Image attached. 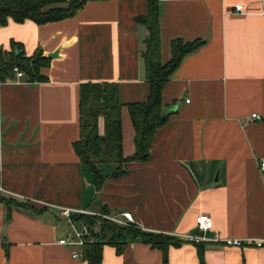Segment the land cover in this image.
I'll list each match as a JSON object with an SVG mask.
<instances>
[{
    "label": "crops",
    "instance_id": "obj_1",
    "mask_svg": "<svg viewBox=\"0 0 264 264\" xmlns=\"http://www.w3.org/2000/svg\"><path fill=\"white\" fill-rule=\"evenodd\" d=\"M70 18L37 25H0V49L19 42L30 56L49 58L44 83L0 84V196L40 212L0 202V264H87L59 244L80 230L55 208L94 215L130 212L138 230L213 238H264V0H158L161 59L169 42L201 38L161 92L166 122L154 131L146 162L112 175L100 166L101 188L72 149L79 138V85H117L123 157L134 154L126 104L145 101L141 54L147 37L136 22L148 0H86ZM242 5L246 13H235ZM188 100V102H185ZM260 116L251 120L252 114ZM97 131L104 134L98 117ZM206 214L211 231L196 228ZM120 253L103 246L101 264H163V253L128 236ZM177 239V238H176ZM166 264H264V244L241 247L180 240ZM199 246L202 258L199 256Z\"/></svg>",
    "mask_w": 264,
    "mask_h": 264
},
{
    "label": "trees",
    "instance_id": "obj_2",
    "mask_svg": "<svg viewBox=\"0 0 264 264\" xmlns=\"http://www.w3.org/2000/svg\"><path fill=\"white\" fill-rule=\"evenodd\" d=\"M86 0H0V25L8 20L23 23L33 21L37 25L48 22H57L70 18L80 9ZM159 2L148 0L147 12L136 18L147 30L144 40L145 48L141 54L144 64L145 80L148 84L149 94L145 101L126 104L128 115L132 123L135 152L130 157H123L120 111L122 105L118 100L117 85L114 83L87 82L79 85V138L72 143V149L80 163L89 171L95 188L99 189L107 178L100 164L112 162L116 169L112 175L125 172L124 166L129 162H146L149 158L150 147L154 131L166 122L167 115L161 101V92L172 72L177 69L182 58L194 53L205 44V40L195 38L186 41L182 38L172 39L170 44V57L166 62L161 59V44L159 30ZM50 64L49 58L43 56L41 48H36L30 56L25 54L22 44L11 42L9 50L0 49V84L15 80L14 69H18L27 83H44L48 77L42 73ZM98 117L104 120V134L97 131ZM0 202L7 211L18 208L35 213L24 202H17L9 197L0 196ZM106 214V213H103ZM73 220L87 225L90 230L92 242H86L81 247L82 259L87 264H101L103 246H112L120 253L131 236L141 240L151 248L159 249L163 253V264H166V250L170 245L180 243L173 236L162 233H151L133 227H122L109 222L99 215L73 214ZM199 242L196 245H202ZM199 246V251H200ZM202 258V252L199 253ZM200 264L202 260L200 259Z\"/></svg>",
    "mask_w": 264,
    "mask_h": 264
},
{
    "label": "built area",
    "instance_id": "obj_3",
    "mask_svg": "<svg viewBox=\"0 0 264 264\" xmlns=\"http://www.w3.org/2000/svg\"><path fill=\"white\" fill-rule=\"evenodd\" d=\"M234 12L237 13H246L243 11V7L240 4H237V6H234ZM15 72V78H21L22 73L16 68L14 69ZM185 102H188L186 100ZM251 120L259 119L260 116H258L256 113L250 115ZM261 169H264V161L261 162ZM57 211H59V214L62 217H66L67 219L70 218L72 214H86V215H91L95 216L92 213H89L85 210H74L68 207L65 208H55ZM99 216L103 217L109 222H113L114 224H118L119 226L122 227H133V228H138V224L135 222L132 214L130 212L124 211L120 212L119 214L116 215H107V214H99ZM196 222V228L203 233L206 231H211L213 228L212 221L210 220L209 216L206 214H199V216L195 220ZM91 230L90 228L85 225V224H80V230L79 231H74V233L70 237H66V239H60L59 244L61 245H68L75 250L72 252V257L73 258H81V247L86 243V242H92L90 238ZM214 237L213 238H208L206 236L200 235L199 237L192 236L190 234L184 233V235L176 234L173 235V237L180 239V240H187L189 242L193 243H199V242H205V243H221L227 247L229 246H235V247H241L244 245V243H250L254 245L255 247H259L262 244H264V238L261 239H239V238H221L217 236L216 232H214Z\"/></svg>",
    "mask_w": 264,
    "mask_h": 264
},
{
    "label": "water",
    "instance_id": "obj_4",
    "mask_svg": "<svg viewBox=\"0 0 264 264\" xmlns=\"http://www.w3.org/2000/svg\"><path fill=\"white\" fill-rule=\"evenodd\" d=\"M47 57H48V58H52V57H54V54H49ZM168 112H169V111H167V112L165 113V115H167Z\"/></svg>",
    "mask_w": 264,
    "mask_h": 264
},
{
    "label": "rangeland",
    "instance_id": "obj_5",
    "mask_svg": "<svg viewBox=\"0 0 264 264\" xmlns=\"http://www.w3.org/2000/svg\"><path fill=\"white\" fill-rule=\"evenodd\" d=\"M110 163V162H109ZM100 165H102V164H100Z\"/></svg>",
    "mask_w": 264,
    "mask_h": 264
}]
</instances>
